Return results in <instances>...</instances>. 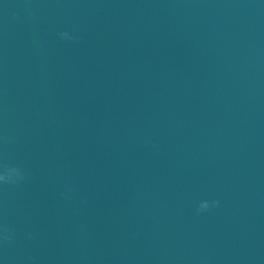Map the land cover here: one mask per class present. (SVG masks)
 Segmentation results:
<instances>
[{"label":"water","instance_id":"water-1","mask_svg":"<svg viewBox=\"0 0 264 264\" xmlns=\"http://www.w3.org/2000/svg\"><path fill=\"white\" fill-rule=\"evenodd\" d=\"M0 165V264H264V0H0Z\"/></svg>","mask_w":264,"mask_h":264},{"label":"clouds","instance_id":"clouds-1","mask_svg":"<svg viewBox=\"0 0 264 264\" xmlns=\"http://www.w3.org/2000/svg\"><path fill=\"white\" fill-rule=\"evenodd\" d=\"M59 36L62 39L72 40L74 39L73 36L70 35L68 32H61L59 33ZM0 183H6V182H14L20 179H23V174L21 173L20 169L16 167H7L0 165ZM218 204V201L216 200H201L199 202L197 211H205L211 207H214ZM10 238V237H5Z\"/></svg>","mask_w":264,"mask_h":264}]
</instances>
